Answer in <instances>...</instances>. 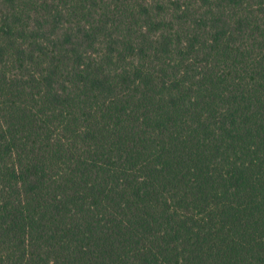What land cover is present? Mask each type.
<instances>
[{
    "label": "trees",
    "instance_id": "obj_1",
    "mask_svg": "<svg viewBox=\"0 0 264 264\" xmlns=\"http://www.w3.org/2000/svg\"><path fill=\"white\" fill-rule=\"evenodd\" d=\"M0 264H264V0H0Z\"/></svg>",
    "mask_w": 264,
    "mask_h": 264
}]
</instances>
